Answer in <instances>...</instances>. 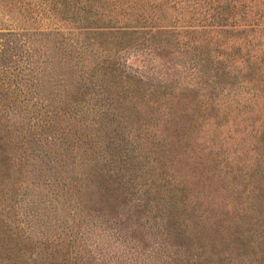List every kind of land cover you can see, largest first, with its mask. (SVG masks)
<instances>
[{"label": "rangeland", "instance_id": "obj_1", "mask_svg": "<svg viewBox=\"0 0 264 264\" xmlns=\"http://www.w3.org/2000/svg\"><path fill=\"white\" fill-rule=\"evenodd\" d=\"M2 1L0 54L8 49L16 63L9 64L13 72L0 68V160L9 175L0 223L10 235L0 241V264H264V210L255 199L264 191V95L256 93L264 89V0L75 5V12L97 14L114 27L194 31L192 50L186 34L83 44L77 14L40 18L38 10L54 11L52 4L31 12ZM25 32L43 35L30 42L12 36ZM80 53L96 61L109 53L147 85L191 83L212 100L196 139L181 147L186 153L163 148L151 156L149 180L121 160L112 166L107 159L117 155L115 147L100 145L91 114L73 109L81 92L66 84L71 80H55ZM250 61L257 64L253 73L244 69ZM223 73L224 88L212 91L206 79L215 83Z\"/></svg>", "mask_w": 264, "mask_h": 264}, {"label": "trees", "instance_id": "obj_2", "mask_svg": "<svg viewBox=\"0 0 264 264\" xmlns=\"http://www.w3.org/2000/svg\"><path fill=\"white\" fill-rule=\"evenodd\" d=\"M7 1L11 4L14 3L20 11L23 8H27V10L31 12V9L35 6L41 5L44 8V6L48 4L51 6L52 4L55 12L52 10L46 12L47 9H43V13L41 14L38 10L37 15H40V18L48 16L53 20H59L57 17L61 19L68 18L63 17L64 14L68 16L77 14L78 16L75 17V20L82 23L75 28L78 31L77 35L83 36V44L97 41L98 45L105 42L117 46L121 44L119 42H122V40H120L122 38L125 39V43L131 40H142L146 43L156 38H176L178 36L173 35L186 34L188 38H191L189 39L191 43L188 44L192 46L190 49L192 50L194 47L192 37L189 36L190 33L194 34V31L177 33L170 29H148L137 26L114 27L111 21H103L102 17L97 14H89L88 11H83L82 13L74 11L76 10L75 5H81L82 9L91 8L93 6V0ZM2 4L3 1L0 0V7ZM35 9L37 10V8ZM30 11L29 13L26 12V16L32 14ZM237 30L240 31V28ZM58 31L59 30L56 31V34H59ZM37 35L43 34L40 32H25L12 36L27 37L25 41L30 42L31 38ZM3 36L7 38V35ZM7 41H9V39H7ZM12 42L13 41H10V43ZM8 48L11 49L10 47ZM12 48H14V46H12ZM81 49L86 51L88 45H83ZM7 51L8 49L2 51L0 56L2 57L1 59L6 60L7 58L9 61L6 65L1 61L0 68H6L5 70L9 69L13 72L9 64H15L16 61H11L14 56L12 52ZM3 53L5 54L3 55ZM82 53L74 57L75 59H68L66 65L62 66L64 73L55 75V80L58 84H63V81H66V79L71 80L66 84L75 87L76 94L81 92L82 99L75 102V107L73 109L77 108V113L79 115L82 114L84 117L85 115L91 114L92 119H90L89 125L93 127V133L97 136L100 145L103 144L106 150L115 147L114 149L117 151V155H115V152H111L107 159L111 162L112 166L121 160L125 167L145 175L146 180H149L148 174L155 169L153 167L154 165H148L150 163V158H152L151 156L163 152L164 149H167L168 152L172 154L175 150H178L176 153L177 157L183 152L186 153V150H181V147L186 146L185 143H192V141L196 139L198 128L201 126L200 114L202 111L207 112L209 110V107L205 105L207 102H213L212 100H207L205 95L199 94L198 90L194 88L195 85L193 86L191 83H189V86L185 89L180 88L179 84L176 85V87L181 90L169 84H160V86L147 85L142 78L126 74L124 70L120 68L119 63L111 59L109 53H105L104 56L97 61L92 60L88 55L89 53L83 58L81 56ZM51 59L52 57L49 60ZM208 64L209 62L206 61L205 65ZM219 65L221 66V64ZM256 65L254 61H250V63L244 64V69H246L245 71H249L253 68L250 72L253 73ZM217 69L219 68L217 67ZM223 70H225V68H223ZM229 75H231L230 72L228 73V76ZM221 77H224V73L221 76L213 77L215 83L211 81L210 78L206 79L207 85L212 91L217 87L224 88L222 86L225 85L219 83ZM257 79L254 77L253 80L256 81ZM214 84L216 87H214ZM256 93H262L264 95V89L259 87ZM209 94L210 99L215 98L212 92ZM90 105L92 106L91 109L89 108ZM202 106L204 107L202 108ZM98 113L99 119L97 117L98 115H96ZM82 121L85 122L86 118H82ZM132 130H134L133 133H131ZM86 136L91 137V135ZM261 139H263V137ZM261 143L262 142H260V145ZM192 145L193 144H191L189 149H191ZM100 151H102V149H100ZM261 153L264 154V149H261ZM104 154L107 155V153H101L102 156H104ZM172 158L174 159L175 157ZM3 162V160H0V195L3 192L2 187L4 181L9 178V175L6 173V165L3 164ZM159 168L161 169L160 165ZM256 175L263 176L261 173H258V171L254 176ZM260 187L262 188L263 185ZM146 193H149V190ZM255 199L257 209L262 208L264 210V191L263 193H257ZM6 236H8L7 238L10 237L9 232H7L5 226L0 223V241ZM246 247H248V244ZM2 248L3 244H0V249ZM18 254L19 253H16V255Z\"/></svg>", "mask_w": 264, "mask_h": 264}]
</instances>
